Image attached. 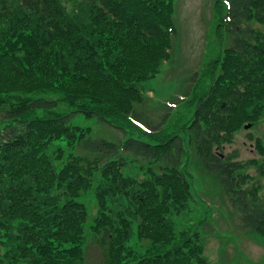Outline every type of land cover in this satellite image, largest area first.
Returning <instances> with one entry per match:
<instances>
[{
    "label": "trees",
    "instance_id": "obj_1",
    "mask_svg": "<svg viewBox=\"0 0 264 264\" xmlns=\"http://www.w3.org/2000/svg\"><path fill=\"white\" fill-rule=\"evenodd\" d=\"M215 11L228 45L219 39L211 84L189 101L196 111L183 131L244 227L264 236V196L241 188L243 163L214 150L264 117V32L249 26L264 27V0H217ZM174 14L175 0H0V264H89L91 239L100 264H211L201 233L169 219L192 198L186 141L136 110L172 55ZM77 115L126 138L97 139L72 124ZM122 198L145 249L108 206Z\"/></svg>",
    "mask_w": 264,
    "mask_h": 264
},
{
    "label": "rangeland",
    "instance_id": "obj_2",
    "mask_svg": "<svg viewBox=\"0 0 264 264\" xmlns=\"http://www.w3.org/2000/svg\"><path fill=\"white\" fill-rule=\"evenodd\" d=\"M216 4L217 0H175L176 35L172 55L168 62L162 64L159 73L142 85L144 101L136 105V110L152 127L158 126L165 134H179L186 141L188 159L183 170L189 176L192 198L184 212L178 215L174 212L169 216L177 230L201 233L205 256L211 264H264V236L244 227L241 211L230 202L220 181L205 170L199 156L190 149L188 135L183 131V128L191 125L189 122L194 119L196 111L195 106L188 105L189 101L194 94L205 92L211 84L210 77L205 75L208 65L221 48L219 39L221 42L225 39V47L228 45L225 34L217 31ZM249 26L264 32V27L256 23ZM44 98L57 97L49 94ZM43 112V109L38 110L39 114ZM3 119L4 113H0V126ZM72 124L90 128L97 139L117 142L126 138L123 131L110 127L96 117L77 115ZM218 148H214L215 154L222 155L223 159L233 156L232 159L244 164L245 169L236 175L238 179L245 180L241 188L254 190L258 187L264 196V117L256 123H245L231 143ZM136 168L140 172L139 166ZM90 199L92 221L97 215V200ZM129 205V201L123 198L108 202L109 208L123 212L134 224L131 246L138 250L145 249L147 243L137 238L138 221L134 210L126 211ZM86 260L89 264L103 261L101 249L95 240L91 239L87 246Z\"/></svg>",
    "mask_w": 264,
    "mask_h": 264
},
{
    "label": "water",
    "instance_id": "obj_3",
    "mask_svg": "<svg viewBox=\"0 0 264 264\" xmlns=\"http://www.w3.org/2000/svg\"><path fill=\"white\" fill-rule=\"evenodd\" d=\"M249 127V126H248Z\"/></svg>",
    "mask_w": 264,
    "mask_h": 264
}]
</instances>
